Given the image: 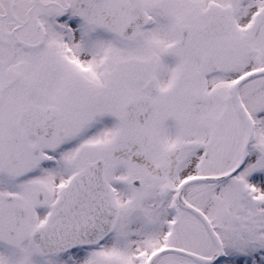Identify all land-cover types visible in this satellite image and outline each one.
<instances>
[{"label": "snow or ice", "instance_id": "obj_1", "mask_svg": "<svg viewBox=\"0 0 264 264\" xmlns=\"http://www.w3.org/2000/svg\"><path fill=\"white\" fill-rule=\"evenodd\" d=\"M0 264H264V0H0Z\"/></svg>", "mask_w": 264, "mask_h": 264}]
</instances>
